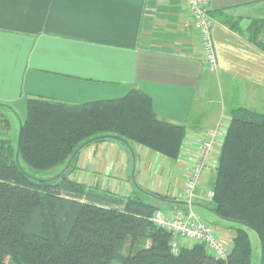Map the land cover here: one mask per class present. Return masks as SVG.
<instances>
[{
  "label": "crops",
  "instance_id": "0c3cea01",
  "mask_svg": "<svg viewBox=\"0 0 264 264\" xmlns=\"http://www.w3.org/2000/svg\"><path fill=\"white\" fill-rule=\"evenodd\" d=\"M208 12L215 71L207 66L186 0H0V102L25 115L30 97L78 104L140 89L160 118L187 127L179 158L110 138L82 148L72 178L143 196L172 215L179 206L165 199L186 201L196 153L218 128L195 190L196 203L210 204L230 111L264 113V50L247 31L253 19L264 18V0H210ZM226 16L236 19L238 30L222 21Z\"/></svg>",
  "mask_w": 264,
  "mask_h": 264
},
{
  "label": "trees",
  "instance_id": "16d2710c",
  "mask_svg": "<svg viewBox=\"0 0 264 264\" xmlns=\"http://www.w3.org/2000/svg\"><path fill=\"white\" fill-rule=\"evenodd\" d=\"M222 21L239 29L233 17ZM247 31L264 50V18L253 19ZM0 107L12 108L3 102ZM8 134L9 122L0 113V264H253L243 226L257 233L264 264V113L232 109L221 145L209 208L243 225L234 227L227 258L200 242L181 244L173 253L174 234L152 220L159 205L72 178L82 148L110 138L179 158L187 127L160 118L142 90L78 104L30 97L16 146ZM21 159L40 171L66 165L50 178H38ZM165 200L186 208V202Z\"/></svg>",
  "mask_w": 264,
  "mask_h": 264
},
{
  "label": "built area",
  "instance_id": "2783aa9c",
  "mask_svg": "<svg viewBox=\"0 0 264 264\" xmlns=\"http://www.w3.org/2000/svg\"><path fill=\"white\" fill-rule=\"evenodd\" d=\"M186 1L189 7L190 24L199 32L206 54L207 66L209 70L215 71L218 61L211 32L214 20L208 12L210 0ZM220 134L218 128L211 132L196 153L186 184V208L176 209L172 215L163 214L160 210L152 215L154 223L174 234V239L170 244L173 253L178 252L181 244L188 247L193 242L203 243L218 258H227L231 251V247L221 240L212 225L204 222L193 208V199L196 197L195 190L203 170L209 163L210 152L214 144L218 142ZM208 196L212 199L214 192L211 191Z\"/></svg>",
  "mask_w": 264,
  "mask_h": 264
},
{
  "label": "rangeland",
  "instance_id": "374dc122",
  "mask_svg": "<svg viewBox=\"0 0 264 264\" xmlns=\"http://www.w3.org/2000/svg\"><path fill=\"white\" fill-rule=\"evenodd\" d=\"M216 93L213 91H211V94L207 96V98L211 97V100L213 101L212 103V107H215V98H216ZM0 113H2V115H4V118L8 120L9 122V134L7 135L8 138L11 140L12 144L14 146L17 145L18 142V136H19V130H20V126L21 123L25 120L27 113H25V115H22L17 108H8V107H0ZM27 112V111H26ZM228 118V114L225 112V114H222L221 116V120H227ZM21 165L24 169H26L31 175L38 177V178H50L52 176H54L55 174L61 172L64 168H65V163L59 165L58 167H56L54 170L51 171H40V170H36L34 168H32L31 166H29L26 162H24L22 159L20 160ZM138 198L142 199V200H147V198L143 197V196H137ZM195 198L193 199V208L195 210V212L201 217V219L212 225L213 229L217 232H221V240L224 241L226 244H228L230 247H232V234H235L234 230H231L230 228H224L222 224L225 225H233L234 227H238V226H243L237 222H233V221H228V220H224L222 218H220L219 216H217L215 213H212L210 215V212L208 214V210L210 209L209 205L210 204H204L201 205L199 203L195 202ZM207 207V208H206ZM163 214L166 213V209L165 208H161L160 210ZM222 223V224H221ZM249 233L250 239H251V244H252V263L253 264H261V252H260V242H259V237L257 235V233L251 229L248 228L246 226H243ZM8 264H11L10 260H7ZM113 264H118L116 262H114Z\"/></svg>",
  "mask_w": 264,
  "mask_h": 264
}]
</instances>
